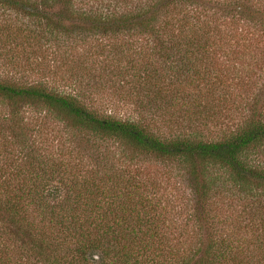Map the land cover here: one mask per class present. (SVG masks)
I'll return each instance as SVG.
<instances>
[{"label":"trees","instance_id":"1","mask_svg":"<svg viewBox=\"0 0 264 264\" xmlns=\"http://www.w3.org/2000/svg\"><path fill=\"white\" fill-rule=\"evenodd\" d=\"M0 67V264H264V0H0ZM152 163L192 201L180 225L128 172Z\"/></svg>","mask_w":264,"mask_h":264},{"label":"rangeland","instance_id":"2","mask_svg":"<svg viewBox=\"0 0 264 264\" xmlns=\"http://www.w3.org/2000/svg\"><path fill=\"white\" fill-rule=\"evenodd\" d=\"M132 39L134 41H136V37H132ZM102 45H103V41H102ZM133 50H134V45H133ZM149 54V53H148ZM88 56V55H87ZM86 56V52H84V50L77 48L76 53L74 54V56L72 57L73 62L71 63V66H78L80 64V62L87 57ZM132 57L133 61L136 60V55H134V52L132 53V55L130 56ZM41 58V55L38 56V59ZM45 60V61H44ZM42 60V63L44 65L50 66V67H54V63L51 60L50 56H48L46 59ZM86 61V60H85ZM85 61L82 62V65L85 63ZM220 61H224L223 59H221ZM45 62V63H44ZM223 63L222 67L224 68L225 63L224 62H220ZM219 63V64H220ZM218 64V68L221 69V67ZM160 65L164 66V63L160 61ZM55 68V67H54ZM226 68H229L228 64L226 66ZM138 69V68H137ZM0 71L6 72L7 69L4 67H0ZM71 70H65L64 68L60 69V73L63 76H66L70 73ZM45 72V71H44ZM56 83L60 82L59 80L55 81ZM63 82V81H62ZM61 82V83H62ZM62 85V84H61ZM95 94H96V103L99 104L100 106L103 107L104 105H109L110 107L113 106V109L116 113V115H119L122 118L127 117L128 115H136L135 110L136 108L134 107V102L132 99H130L129 97L122 96L124 91L122 89L119 88H110L109 86H104L103 89H100L98 92L96 90ZM104 102V103H103ZM33 122V121H32ZM34 124V122H33ZM231 124V121L230 123ZM66 131L63 128V125L60 123H49L46 128L44 129V135H42L41 137H39L40 141H46L47 144H49L50 146L53 147V149H51V153L54 156H59L60 158H65L67 157V148L64 147L62 148V145L66 143ZM84 143V142H83ZM84 146H87L85 149H88V145L87 144H83ZM88 150H85V152ZM259 157L261 160H264V153H258ZM128 167V172L129 174H135L136 176H139L141 179L146 180L147 181H152V179H154L157 182V193L158 196L157 197L160 200L161 206L163 208V212H164V216L163 219L166 221V223H170L171 221H173L172 216H176V213L179 214L178 216V221L177 224L180 225L183 222H185L186 217L188 216V210L190 208L191 212L192 209H194V206L192 204V201L187 198L188 195L186 193V191L184 190V185H181L180 183H175L173 179H169L168 175L165 174L163 172V170L160 168L159 165L155 166V163H152L151 165H147V164H142V165H138V166H127ZM89 168V166L87 167ZM149 179V180H148ZM151 179V180H150ZM191 206V207H190ZM228 210L226 208H223L222 211H220V215L225 217H228L229 215ZM219 215V214H218ZM245 217H247L246 215H244ZM241 221L239 223V229H240V233L244 232V234L246 236H249L247 234V232L251 235V232L249 230H247L246 224L247 221L244 218H241ZM231 225L234 224V220L233 217L230 219ZM174 223V222H173ZM241 226H245L246 229L244 231H242ZM170 228H165L164 232H171L173 230V234L170 236L169 239L172 238H177L176 239H172V241H170L169 245L172 247H179L181 246V244H178L177 241L179 240L181 243H184V246L186 245L187 248H185L184 250H187L189 248V245H187V240L189 239V237L191 235H194L197 231L196 230H192L190 228H188L187 226H183L182 225L179 227H177L176 229H172ZM189 235V236H188ZM193 239L196 238H191L189 239V241L191 243H194ZM190 250L188 249L187 253Z\"/></svg>","mask_w":264,"mask_h":264}]
</instances>
